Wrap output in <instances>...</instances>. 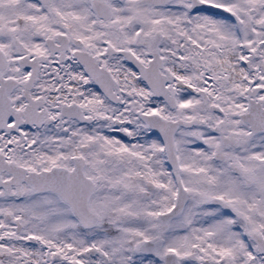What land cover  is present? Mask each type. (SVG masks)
<instances>
[{
    "label": "snow or ice",
    "instance_id": "6c2138e0",
    "mask_svg": "<svg viewBox=\"0 0 264 264\" xmlns=\"http://www.w3.org/2000/svg\"><path fill=\"white\" fill-rule=\"evenodd\" d=\"M0 264H264V0H0Z\"/></svg>",
    "mask_w": 264,
    "mask_h": 264
}]
</instances>
